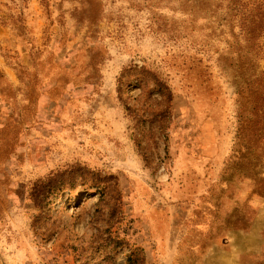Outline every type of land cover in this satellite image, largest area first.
<instances>
[{"label": "rangeland", "instance_id": "rangeland-1", "mask_svg": "<svg viewBox=\"0 0 264 264\" xmlns=\"http://www.w3.org/2000/svg\"><path fill=\"white\" fill-rule=\"evenodd\" d=\"M230 3L0 0V264H264V32Z\"/></svg>", "mask_w": 264, "mask_h": 264}, {"label": "trees", "instance_id": "trees-1", "mask_svg": "<svg viewBox=\"0 0 264 264\" xmlns=\"http://www.w3.org/2000/svg\"><path fill=\"white\" fill-rule=\"evenodd\" d=\"M230 8L243 19L240 23L242 30L249 32L260 31L264 32V0H231ZM247 14L248 17H243L240 14ZM259 82L257 85V96L264 102V85L262 76L256 78ZM264 105V104H263ZM263 123H264V108H263ZM131 256L127 257V261ZM132 263V260H131ZM133 264V263H132Z\"/></svg>", "mask_w": 264, "mask_h": 264}, {"label": "bare ground", "instance_id": "bare-ground-1", "mask_svg": "<svg viewBox=\"0 0 264 264\" xmlns=\"http://www.w3.org/2000/svg\"><path fill=\"white\" fill-rule=\"evenodd\" d=\"M60 204H61V201H59L57 205H60Z\"/></svg>", "mask_w": 264, "mask_h": 264}]
</instances>
